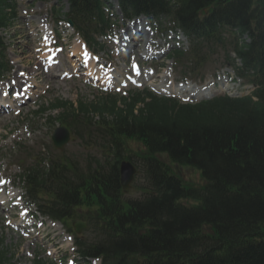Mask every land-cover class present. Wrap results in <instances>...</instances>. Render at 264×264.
I'll list each match as a JSON object with an SVG mask.
<instances>
[{
    "label": "trees",
    "instance_id": "1",
    "mask_svg": "<svg viewBox=\"0 0 264 264\" xmlns=\"http://www.w3.org/2000/svg\"><path fill=\"white\" fill-rule=\"evenodd\" d=\"M11 1L0 0V27L8 24L6 8L14 14ZM118 1L127 17H170L189 40V50L174 57L193 62L194 70L204 63L202 46L212 50L228 41L240 65L228 51L225 56L239 76L259 85L257 100L221 95L188 104L142 90L78 108L56 101L52 106L63 108L59 120L80 139L86 134L106 143L105 159L83 167L58 159L47 169H28L29 197L53 219L86 218L99 239L76 243L107 264H264V0ZM68 2L86 36L108 26L100 0ZM90 111L100 120L92 122ZM162 156L199 170L205 185L184 181ZM124 157L140 163L142 199H123L118 166Z\"/></svg>",
    "mask_w": 264,
    "mask_h": 264
},
{
    "label": "rangeland",
    "instance_id": "2",
    "mask_svg": "<svg viewBox=\"0 0 264 264\" xmlns=\"http://www.w3.org/2000/svg\"><path fill=\"white\" fill-rule=\"evenodd\" d=\"M110 1L112 0H108L109 3H111ZM14 3L16 5V15L12 19L9 27L2 32L8 44V50L5 54V59L8 63L6 65L7 70L0 74V79L4 80L7 77H13L15 70L19 72L24 67L36 63L37 56L41 55L44 49V40L41 39L43 27L40 26L43 20H46L50 27L52 26L59 43L66 45L65 51L61 56L62 63L66 64L63 60V54L64 59H66L67 55L70 56L72 54L75 43L79 42L68 24L62 22L57 25L58 20L64 21L66 19L64 13L68 8L67 3L65 1L57 2V0H14ZM60 8L62 11L56 19L55 11ZM110 11L113 12L114 17H112V21L114 25L108 32V36L99 38V43L102 48L99 49L98 56L103 60H107L108 56L113 61L115 65L112 71L118 76L119 80L124 81V75L130 74L129 64L132 61H138L141 67L145 69L142 74L145 75V72H147L148 76L146 79L141 77L140 83L128 82V85L123 90L138 88L135 86H139V88L148 87L156 91L154 87L160 88L163 86L159 84L163 80L164 75H167L164 84L168 85V87L172 83H174V87L181 84L177 82L181 80L182 70L175 67L170 60H166L165 58L172 51L178 39H180V43L184 44V46L186 45L187 41L183 39V36L179 32V34H174V36L170 32H167L170 23L166 20H161L160 22L148 20L145 24L147 32L145 33L146 30L143 31L145 33L144 38L153 34V38L151 39L152 44L158 46L155 49H151L153 50V57L151 56V59L146 60L144 58L145 56H142L141 53L127 54L126 57H123V54L117 56L114 48L111 49V54L109 52L110 47L117 38V33L123 32L126 29L127 22L116 13L115 8ZM39 28L40 31H37ZM150 28L151 30H149ZM172 37H175L173 43L168 41ZM164 40H167L168 43L163 44ZM138 45L142 52L145 45L143 43H139ZM225 47L230 50V47H227L226 44L222 48ZM222 48L217 47L215 55L211 57L212 62L207 63L196 78H191V75H188L185 78L188 79L187 82L199 85L217 81L219 83L221 82L217 86L219 90L224 88H229L230 90L233 84L231 81L233 72L223 62ZM72 58L77 60L75 56ZM16 60H18L17 67L15 64ZM159 64L164 66L163 69L159 68ZM150 68L153 71V74H151L153 77H150V74H148ZM60 72L58 71L56 74L54 72V75L58 77ZM200 77H203L200 80L202 82H199ZM57 79L59 81L58 85L53 83L44 73L38 77L36 76L35 82L38 83L39 87L35 89L36 93L34 97L19 107V109L15 107L9 112V115H0V175L10 182L12 181L14 187L8 186V189L14 188L16 192H19V195H23L20 190L22 186L18 179L22 164L34 163L36 159H39V156L44 155L45 159L63 155L81 163L83 158L99 154L95 148H86L75 138L73 140L71 139L62 151L53 147L50 135L54 129L53 121H55L59 111H48L51 104L55 100H60L71 102L75 106L79 102L89 105L97 103L104 96L97 89L100 85L97 81L91 83L85 77L81 76L65 78L64 83H62V78ZM176 95V97L182 100L194 99L187 91H179ZM118 106H121V103H118ZM43 108L45 110L40 111ZM91 116L99 119V116L95 114H91ZM195 171L178 169V172L186 180L199 181L198 171ZM137 196L138 192L132 189L125 195L128 198H135ZM16 200H18V197ZM23 203L25 207H27L26 203H28L29 209L35 211L33 206L25 198ZM9 210L12 211L11 208ZM15 212L17 213L18 209ZM16 219L17 217H13L12 220ZM7 220L5 216L0 214V252L6 253L8 264H35L36 260H40L44 264H67V261L72 258L73 255L70 249L74 247L70 249L69 247H65V244L61 242L62 236L60 237L57 234L59 230L54 231L50 227L46 231L48 233L46 240L35 239L34 235L29 238H24L23 234L17 233L14 230V227L8 228L6 226ZM65 233L70 236L67 232ZM85 233L81 232L80 235L89 236L88 233ZM52 243L55 246H50ZM53 250H56L55 254L48 255L49 251L53 252ZM60 258L63 259L60 260ZM78 261L74 259L75 264Z\"/></svg>",
    "mask_w": 264,
    "mask_h": 264
},
{
    "label": "bare ground",
    "instance_id": "3",
    "mask_svg": "<svg viewBox=\"0 0 264 264\" xmlns=\"http://www.w3.org/2000/svg\"><path fill=\"white\" fill-rule=\"evenodd\" d=\"M136 25L144 26L143 19L138 20ZM132 27H134V26H128L126 28L125 32H123V33L118 32L117 33V36L121 37L122 39H124V37H128L127 32H129ZM150 38H151V36H150ZM150 38L148 39V42H150ZM129 39H131V40H133L135 42V44L131 47V50L130 51H132V53L139 54L140 53V50H138L137 48H138V43H141L143 41V35H142V33H140L139 31H136V30H132V35H130ZM123 41L124 40H120L119 39V41L115 42L114 45L117 46L118 44H120ZM73 50H74V53L77 52V51L78 52H83L84 51V49L81 46V43L75 44ZM126 50H127V47H126ZM51 54H53L52 51H50L48 53H44L42 55L41 61H39L37 63H33L30 66L24 67V70L27 71V74L28 75H31V78L36 74V72H37V75H40L42 73V69H43V62H42V60L45 57H47L48 55H51ZM87 58L89 59L90 66H89V69L86 70L84 73L87 74L90 78H98L99 77L102 80V84H108V83H110L111 82L110 81V76L107 73H105V74L104 73H101L100 68L95 66V64L93 63V60L89 56H87ZM71 62L74 63V65H75V62L74 61L71 60ZM15 63L17 64L18 63V60H16ZM70 67H71V65H70ZM55 70H57V67H54L53 69H47V72L51 73V74L48 75V77L50 78V80L53 83H55L56 85H58L59 81H58L57 77H54V75H53V73H54ZM59 71H61V73L64 72V71H65V73H71V72H68L69 71V67L68 66H66V68L61 67V69ZM23 74H24V71L20 75H23ZM18 76H19V74H18V72L16 73V70H15L14 76L12 78H8L7 79V81L10 82V86L8 88L11 89V92L14 93L16 97H19L20 96V95L18 96V94L20 92H23L24 94L31 95V97H32L35 93H34L33 90H30V85L28 87H25L21 91L22 85L20 84L21 81L19 80ZM64 82H65V79H63L62 83H64ZM114 85H115L114 87L118 86L117 83H115ZM157 89L159 91H166V92H174V90L177 91L176 88H166V86L160 87V88L157 87ZM0 91L1 92H4V91H6V88H2V90H0ZM52 226L55 229H58L60 227V226H58L57 223L52 224ZM65 241H66V239H65Z\"/></svg>",
    "mask_w": 264,
    "mask_h": 264
},
{
    "label": "water",
    "instance_id": "4",
    "mask_svg": "<svg viewBox=\"0 0 264 264\" xmlns=\"http://www.w3.org/2000/svg\"><path fill=\"white\" fill-rule=\"evenodd\" d=\"M52 139L56 147L62 148L63 145L68 141V132L63 128L57 129L53 133ZM119 172H120L121 185L124 189H127L129 187V183L133 178L135 169L130 163L122 162L119 167ZM84 226H85L84 223H79V222L74 223V227L76 231H79L80 228Z\"/></svg>",
    "mask_w": 264,
    "mask_h": 264
}]
</instances>
